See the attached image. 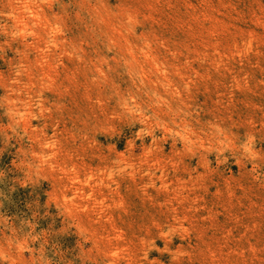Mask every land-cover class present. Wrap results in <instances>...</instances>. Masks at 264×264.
Wrapping results in <instances>:
<instances>
[{"label":"rangeland","instance_id":"374dc122","mask_svg":"<svg viewBox=\"0 0 264 264\" xmlns=\"http://www.w3.org/2000/svg\"><path fill=\"white\" fill-rule=\"evenodd\" d=\"M0 264H264V0H0Z\"/></svg>","mask_w":264,"mask_h":264}]
</instances>
